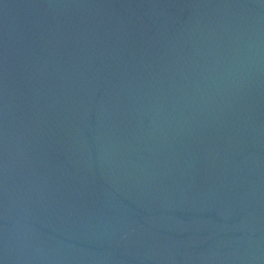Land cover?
I'll use <instances>...</instances> for the list:
<instances>
[{
	"label": "water",
	"instance_id": "95a60500",
	"mask_svg": "<svg viewBox=\"0 0 264 264\" xmlns=\"http://www.w3.org/2000/svg\"><path fill=\"white\" fill-rule=\"evenodd\" d=\"M0 264H264V0H0Z\"/></svg>",
	"mask_w": 264,
	"mask_h": 264
}]
</instances>
